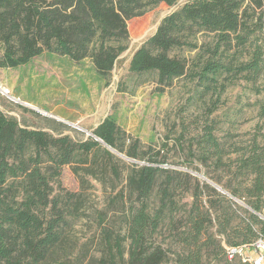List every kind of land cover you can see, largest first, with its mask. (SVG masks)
Returning <instances> with one entry per match:
<instances>
[{"label":"trees","instance_id":"1","mask_svg":"<svg viewBox=\"0 0 264 264\" xmlns=\"http://www.w3.org/2000/svg\"><path fill=\"white\" fill-rule=\"evenodd\" d=\"M175 1L0 0V67L15 68L52 52L74 61L88 58L95 73L106 77L126 49V20L159 3ZM263 28L264 0H190L162 19L132 54L129 71L155 72L163 86L187 76L203 86L202 92L219 78L228 83L242 78L258 93L255 83L264 75V52L252 36ZM199 30L213 33L211 42H191L189 37ZM246 46L250 50L242 55ZM183 47L197 49L190 64L170 54ZM255 104L257 116L264 119V100ZM203 128L196 139L201 158L212 155L215 164L224 165L228 181L215 185L224 193L194 181L191 202L179 204L175 196L181 177L186 179V190L193 178L162 166L156 158L140 165L120 164L106 145L127 156L137 154L123 148L124 132L113 116L102 119L87 138L73 140L23 127L0 110V264H165L169 253L174 255L173 264H203L206 250L224 252L226 257L229 248L256 252L254 243L264 242L262 126L257 125L245 144L232 150L218 142L212 124ZM231 152L236 156L223 161L222 156ZM67 164L81 187L89 175L103 187L118 188L114 199L128 203L123 233L104 225V212H99L97 255L87 259L72 256L75 241L67 232L72 219L83 214L84 200L80 193L60 186L52 195L51 182ZM235 199L246 207L237 206ZM238 208L244 216L237 214ZM236 218L242 228L232 223ZM162 229L167 234L159 239ZM215 234L224 235V245ZM234 258L250 264L239 255L228 259Z\"/></svg>","mask_w":264,"mask_h":264},{"label":"rangeland","instance_id":"2","mask_svg":"<svg viewBox=\"0 0 264 264\" xmlns=\"http://www.w3.org/2000/svg\"><path fill=\"white\" fill-rule=\"evenodd\" d=\"M188 1L177 0L171 5L159 3L141 15L128 18L126 49L117 57L106 77L95 73L88 58L74 61L52 52H43L15 68L0 67V110L23 127L41 129L53 136L68 135L73 140L87 138L102 119L113 116L124 132L123 148L129 147L137 154V157H131L120 152L135 160L131 161L113 153L120 164L140 165L148 158H156L166 168L188 173L193 179L186 190V179L181 177L175 196L179 204L191 202L194 181L200 185L207 183L224 193L215 185L221 187L227 183V168L215 164L212 155L201 158L203 151L196 139L203 134L205 123L212 124V133L218 142L226 150H232L244 145L257 125L264 131V119L257 116L255 104L257 100H264V75L255 83L260 87L258 93L242 78L233 83L219 78L216 85L202 92L203 86L187 76L175 78L168 86H163L157 83L155 72L138 74L129 71L132 54L155 32L166 15ZM252 38L262 45L264 52V28ZM212 39L213 33L203 30L189 37L197 45ZM248 50L250 47L246 46V50L240 52L244 55ZM196 51L183 47L170 54L184 57L190 64ZM221 84L224 85L222 89ZM261 140L264 143V138ZM236 154L226 153L222 160H227L228 156L234 158ZM208 155L210 153L205 154ZM85 180L87 183L81 187L71 165L67 164L51 184L52 195L59 192L60 186L63 191L80 193L84 200L83 214L72 219L67 232L75 241L72 256L87 259L91 254L97 255L99 212H104V225L123 233V215L128 203L125 201L123 205L119 197L114 199L118 188L103 187L89 175ZM153 199L154 193L150 200L153 202ZM235 203L246 207L242 200L235 199ZM237 214L244 216L242 208L237 209ZM238 222V218L232 221L234 225ZM211 231H215L214 224ZM166 234L162 229L158 238ZM215 237L221 245L225 244L224 235L215 234ZM168 256L165 264H173L174 255L169 253ZM202 262L245 264L236 258L228 259L224 252L211 250L203 252Z\"/></svg>","mask_w":264,"mask_h":264},{"label":"built area","instance_id":"3","mask_svg":"<svg viewBox=\"0 0 264 264\" xmlns=\"http://www.w3.org/2000/svg\"><path fill=\"white\" fill-rule=\"evenodd\" d=\"M254 248L256 251L254 253L245 252L247 249L244 250V247L229 248L227 257L232 258L234 255H239L244 262L250 264H264V242L262 240H257L254 243Z\"/></svg>","mask_w":264,"mask_h":264},{"label":"water","instance_id":"4","mask_svg":"<svg viewBox=\"0 0 264 264\" xmlns=\"http://www.w3.org/2000/svg\"><path fill=\"white\" fill-rule=\"evenodd\" d=\"M24 105H27V104H24ZM30 107H31V106H30ZM106 147H107L111 152H113V153H115V154L121 156L122 158H125V159H127V160H131V161H135L134 159H131V158L125 156L124 154H121V153L118 152L117 150H115V149H113V148H111V147H109V146H107V145H106Z\"/></svg>","mask_w":264,"mask_h":264},{"label":"bare ground","instance_id":"5","mask_svg":"<svg viewBox=\"0 0 264 264\" xmlns=\"http://www.w3.org/2000/svg\"><path fill=\"white\" fill-rule=\"evenodd\" d=\"M5 90V89H4Z\"/></svg>","mask_w":264,"mask_h":264}]
</instances>
